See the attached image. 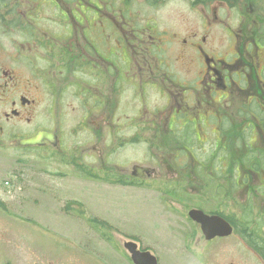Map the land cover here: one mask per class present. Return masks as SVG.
<instances>
[{
    "label": "flooded vegetation",
    "instance_id": "1",
    "mask_svg": "<svg viewBox=\"0 0 264 264\" xmlns=\"http://www.w3.org/2000/svg\"><path fill=\"white\" fill-rule=\"evenodd\" d=\"M40 131L39 149L78 171L59 175L73 185L167 194L175 210L219 194L233 213L189 207L184 222L204 246L236 237L264 264V0H0V148L32 151L18 143ZM135 145L145 157L121 165ZM248 207L262 221L250 230ZM190 211L232 235L206 240ZM127 240L118 264H136L127 242L162 264ZM58 253L47 264H75Z\"/></svg>",
    "mask_w": 264,
    "mask_h": 264
},
{
    "label": "rangeland",
    "instance_id": "2",
    "mask_svg": "<svg viewBox=\"0 0 264 264\" xmlns=\"http://www.w3.org/2000/svg\"><path fill=\"white\" fill-rule=\"evenodd\" d=\"M37 22L47 25L43 19ZM144 148L126 146L117 161L123 165L132 154L145 157ZM51 157L49 150L0 148V264H47L51 256H56L55 251L63 255L67 252L69 261L75 264H118L112 256L116 250L114 242L121 246L120 242L129 237L159 255L162 264H257L254 255L236 237L204 246L199 233L184 222L189 207L223 211V207H217L219 194L212 196L204 191L191 198L192 203L170 209L165 205L171 198L167 194L111 189L102 182L81 177L73 185L69 181L73 179L59 175L73 176L78 171L65 167L63 158ZM5 180L8 186L4 185ZM182 198L186 201L188 196ZM232 210L223 213L231 214ZM257 212L252 207L240 210L247 230L259 220ZM92 218L98 219L95 226ZM99 219H106L107 225H98ZM103 232L112 234L113 242L100 236ZM208 253L213 254L212 260ZM117 255L122 262L121 254Z\"/></svg>",
    "mask_w": 264,
    "mask_h": 264
},
{
    "label": "water",
    "instance_id": "3",
    "mask_svg": "<svg viewBox=\"0 0 264 264\" xmlns=\"http://www.w3.org/2000/svg\"><path fill=\"white\" fill-rule=\"evenodd\" d=\"M46 138V140H51L48 134L39 133L36 137L32 139H26L19 142L20 146H36L40 145V141ZM189 217L192 220H195L201 225L203 234L207 239L219 236H227L230 234L231 230L224 221L214 217L210 218L205 216L199 211L189 212ZM125 247L130 253H132L133 260L136 264H155V259L150 256L148 253H138L136 252V245L133 243H127ZM138 260V261H137Z\"/></svg>",
    "mask_w": 264,
    "mask_h": 264
}]
</instances>
